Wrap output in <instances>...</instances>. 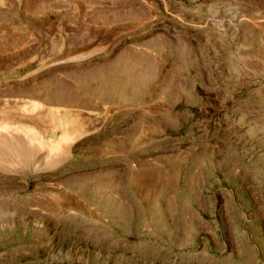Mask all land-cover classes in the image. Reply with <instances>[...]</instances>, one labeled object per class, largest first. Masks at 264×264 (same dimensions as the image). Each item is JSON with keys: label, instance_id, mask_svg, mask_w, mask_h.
<instances>
[{"label": "rangeland", "instance_id": "obj_1", "mask_svg": "<svg viewBox=\"0 0 264 264\" xmlns=\"http://www.w3.org/2000/svg\"><path fill=\"white\" fill-rule=\"evenodd\" d=\"M0 264H264V0H0Z\"/></svg>", "mask_w": 264, "mask_h": 264}]
</instances>
